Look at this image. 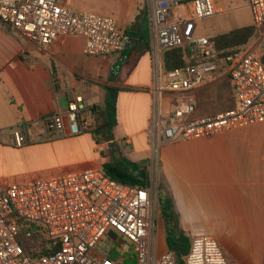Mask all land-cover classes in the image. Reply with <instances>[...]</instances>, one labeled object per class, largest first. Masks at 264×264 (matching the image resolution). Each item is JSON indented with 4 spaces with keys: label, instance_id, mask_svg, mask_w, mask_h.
<instances>
[{
    "label": "built area",
    "instance_id": "1",
    "mask_svg": "<svg viewBox=\"0 0 264 264\" xmlns=\"http://www.w3.org/2000/svg\"><path fill=\"white\" fill-rule=\"evenodd\" d=\"M69 0H0V21L39 47L63 36L84 38V53L120 54L133 39L115 18L68 8ZM258 36L245 46L218 51L208 36H196L197 24L220 13L215 0H145L157 94L148 135L156 150L166 143L210 138L228 130L264 122V0H247ZM183 48L186 65L166 72L163 54ZM228 77L235 104L216 114L195 117L194 91ZM175 93L167 114L160 96ZM98 124L94 106L82 96L69 102L67 114L46 118L51 135L92 133ZM16 146L28 142L19 128ZM154 189L112 179L103 168L53 178L0 185V264H231L219 242L196 233L181 259L157 255L152 212Z\"/></svg>",
    "mask_w": 264,
    "mask_h": 264
},
{
    "label": "crops",
    "instance_id": "2",
    "mask_svg": "<svg viewBox=\"0 0 264 264\" xmlns=\"http://www.w3.org/2000/svg\"><path fill=\"white\" fill-rule=\"evenodd\" d=\"M215 5L220 12L216 15L236 7L246 9L251 23L241 27L253 25L247 0L238 6L232 0H215ZM145 7V0H118L105 16L115 18L124 31L140 17L141 27L149 36ZM220 34L224 33L196 35L195 31L196 36L211 38ZM84 43L81 36H63L39 47L10 32L0 21L1 186L103 168L110 149H119L133 162L153 160L155 144L148 129L157 94L151 48L127 72L122 53L130 46L120 54L92 57L85 55ZM207 86L193 92L195 117L234 106V97L231 105L227 101L203 103ZM106 87L121 88L114 143H97L91 133L53 136L48 132L46 118L58 110L67 114L69 102L76 96L103 109ZM160 97V110L171 112L176 94L165 92ZM19 128L28 135L23 146H16L12 135ZM161 149L159 181L171 197L181 229L188 236H213L231 264L264 263V123L210 138L166 143ZM163 236L164 246L158 256L169 250L164 222Z\"/></svg>",
    "mask_w": 264,
    "mask_h": 264
},
{
    "label": "trees",
    "instance_id": "3",
    "mask_svg": "<svg viewBox=\"0 0 264 264\" xmlns=\"http://www.w3.org/2000/svg\"><path fill=\"white\" fill-rule=\"evenodd\" d=\"M126 33L133 39L132 45L122 53V65L127 72H130L137 61L151 48L150 38L141 27V18L130 26ZM258 36L255 26H246L234 29L228 33L217 35L213 38L218 51L232 52L247 45ZM164 69L166 72L173 71L186 65L185 50L175 48L166 51L163 55ZM108 96L103 109H94L97 112L98 124L91 133L97 143H114V129L117 126V97L121 88L106 87ZM103 157H107L102 153ZM151 160L146 159L140 162H133L122 156L119 149H110L108 161L103 164L105 172L114 180L132 186L149 188L151 178L149 172ZM161 215L166 230V241L169 251L181 259L190 248V237L181 229L179 218L176 214L172 201L169 198L161 202Z\"/></svg>",
    "mask_w": 264,
    "mask_h": 264
},
{
    "label": "rangeland",
    "instance_id": "4",
    "mask_svg": "<svg viewBox=\"0 0 264 264\" xmlns=\"http://www.w3.org/2000/svg\"><path fill=\"white\" fill-rule=\"evenodd\" d=\"M117 1L118 0H72L71 4H68V8L75 11H90L97 14L106 15V13L111 10V5L115 4ZM232 2L234 6H238L240 3H242V0H232ZM249 23H251V16L249 12L246 9L236 7V9H233L228 13L216 15L200 21L197 24L196 35H215L219 33H226L231 29H235ZM214 37H212V39ZM252 41L253 40H251L249 43H251ZM205 90H208L207 94L202 98L203 103L205 104L216 102L219 105L222 102L224 103V101H227L229 102V105H231L233 101L234 95L228 77H223L221 80L213 82L212 84L208 85ZM263 123L264 122L259 124ZM259 124H252L236 129H251L256 125L259 126ZM236 129L228 130L223 133L230 132ZM179 142L183 141L181 140ZM161 150V148L159 150H156V148L154 147L153 160H151L149 166L152 188L155 192L152 212L154 215L153 219L157 228L158 250H160V248L164 246L163 218L160 211L161 202L166 198L171 199V197L168 196L169 194L167 193V191L164 190L162 182L159 181V173L161 168Z\"/></svg>",
    "mask_w": 264,
    "mask_h": 264
}]
</instances>
